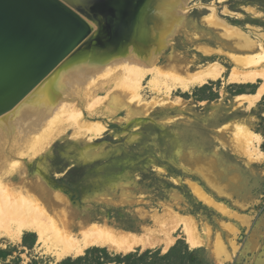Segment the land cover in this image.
Returning a JSON list of instances; mask_svg holds the SVG:
<instances>
[{
  "label": "rangeland",
  "instance_id": "rangeland-1",
  "mask_svg": "<svg viewBox=\"0 0 264 264\" xmlns=\"http://www.w3.org/2000/svg\"><path fill=\"white\" fill-rule=\"evenodd\" d=\"M145 2H136L135 13L130 15L128 22L124 20L122 37L116 42L107 38L105 28L108 26L105 27L103 22L97 26L98 23L81 14L89 19L94 34L71 58L79 60L81 56L85 59L94 52L89 61L84 62L92 65L99 53L106 52L107 55L99 56L100 60L105 59L120 45L125 51L139 48V43L134 40L135 33H140L136 35L139 39L145 29L153 25V22H147ZM184 2L176 0L172 3L180 5L179 10L184 11L183 25L173 28V35L171 32L166 34L165 38L171 39L164 48L156 50L161 58L157 66H164L165 57L172 54L193 60L191 71L217 61L226 70L220 78L182 90L171 87V82L165 79L151 81L152 76L148 74L141 77L137 87L141 100H128L127 97L128 102L118 105L115 101H121V90L127 89L125 82L121 79L115 84L108 82L110 79L115 81L118 72L93 86L88 96L82 95L81 85L78 93H72L74 95L66 96V99L80 109L81 119L92 124V129H82L78 120L64 114L59 125L52 127L55 131L51 135L53 139L44 142L48 147L42 143V149H32L36 152L32 154L30 146H22L23 156L21 160L16 157L15 163L9 164L0 157V171H5L0 177L3 179L4 176L3 180L11 184L21 180H28L30 184L40 182L63 194L74 209L84 217L89 216L92 223L105 220L109 226L133 234L143 233L129 228L142 220L140 213H155L162 218L163 213L170 211L172 215L195 222L202 243L191 247L183 230L185 225L167 222L161 230L169 229L170 232L174 229L169 233L173 244L168 247L163 244L145 249L137 247L128 253L89 247L79 256L59 259L42 247L36 232L24 231L15 241L0 235V264H60L78 257H84L79 264H124L121 260L128 255L138 258L137 264H221L213 253L217 234L226 252L235 251L233 258L222 264H264V94L252 105H239L235 99L240 94L255 93L262 81L229 82L230 61L218 55L206 59L197 49L205 46L229 51L222 39V30L204 22L209 14L251 39L259 38L264 45V0H189L185 6ZM212 9L215 14L210 12ZM109 28L113 29L111 25ZM95 50L100 51L96 56ZM54 95L57 96L58 91ZM116 96L118 100H114ZM240 125L262 138L258 146L261 155L253 160H249L236 143L240 142L235 137ZM101 126H104L103 130H99ZM12 135L18 134L9 136ZM7 139L2 144L14 143L13 138ZM255 142L256 139L254 145ZM201 169L210 171L213 179L208 181ZM21 171H24V178ZM191 184L218 207L199 201ZM124 225L129 227L122 228ZM142 225L160 229L157 225L153 227L150 217L142 220L138 229ZM204 228H209V232ZM227 239H231L233 245ZM91 250H105L107 256L94 255L89 253ZM97 254L101 256L99 261L95 258Z\"/></svg>",
  "mask_w": 264,
  "mask_h": 264
},
{
  "label": "bare ground",
  "instance_id": "bare-ground-1",
  "mask_svg": "<svg viewBox=\"0 0 264 264\" xmlns=\"http://www.w3.org/2000/svg\"><path fill=\"white\" fill-rule=\"evenodd\" d=\"M175 1L176 0H153L151 2L147 15L148 19H146L150 24L153 22V25L148 26L141 35L143 37H139V39L137 36H139L140 33H138V35L135 33L134 40H137L139 43V48L125 51L120 45L119 51L117 50L118 53L115 51L112 55L101 60L99 56L102 54L107 55L106 52L100 54L99 50H95V52H97L95 56L99 54L96 63L92 65H88V62L86 65L84 62L89 61L94 52L90 53L89 57H84L85 59L79 56V60L77 57L71 58V56L76 54L74 53L64 60L12 111L0 117L1 159L3 157V161H8L9 164L15 163L17 161L16 157H19L21 160L20 157L23 156L22 146H30V151L36 148L42 149V143H46V141L50 142L49 139L52 137L51 135H53V132H55L52 127L55 124L59 125L58 123L60 119L64 117V114L67 115L68 118L78 120L82 129H92V124L86 123L81 119L82 114H80V109L76 105L75 107L73 102L70 103V100H67L66 96L72 93H78L79 86L81 85H83L82 95L88 96L93 86L104 81L106 77H110L112 73L117 75L118 72L117 76L119 77H116L115 81L109 78L110 80L108 82L115 84L121 79L125 82V87L127 88L126 90L123 88L122 90L120 89L123 95L121 101H115L117 105L120 102L126 103L127 97L128 100H139L140 96L137 88L140 85L139 81L142 80V76L148 74L152 76L151 81L157 78L165 79L171 82V87L182 90H187L193 86H201L208 81L220 78L226 70L222 65L217 63V61L205 63L197 67L196 70L191 71L194 65L193 60L187 61V59L183 58L184 56L179 57L172 54L165 57L164 66H157L161 58L159 57V51L156 50L164 48L168 45V39H171L169 37L166 39V34L171 32L170 35H173L175 32L173 28L178 29L180 25H183L181 16L184 11L179 10L178 7L180 5H172ZM188 1L189 0H185L183 5L185 6V3ZM211 11L215 14L213 9L210 10V12ZM203 20L205 23L209 22L211 25L222 30V39L226 41V48L231 52L218 47L209 48L198 46L197 49L202 53V56L206 59L213 55L226 57L232 66L227 76L229 82L248 84L254 83L258 79L262 81L255 93L240 94L235 97L239 105H252L264 94V45L261 44L259 38L255 40L251 39L250 36L241 32L239 29L228 26L225 21H221L213 15L209 14V16H206ZM136 79H138V81ZM168 89L166 91H169ZM56 91H58L57 96L54 95ZM114 100H118V97L116 96ZM72 105L74 106L73 109H71ZM135 109H137V107H135L134 110ZM137 111L138 110H136V113L139 112ZM62 121L64 120H61V122ZM69 121L67 120V122ZM241 126L242 125L236 128L235 137L240 141L236 143H239L238 147H241L248 159L253 160L255 156L261 155L258 146L262 138L260 135L249 131L248 128ZM103 129L104 126H101L99 130ZM15 132L18 134L15 135L16 137H14V135L9 136ZM7 138H13L14 143L11 144V142L9 143L8 141L9 146L2 144V142L5 143L4 140ZM254 139H256L257 142L255 145L253 144ZM46 147L48 146L46 145ZM31 152L32 154L36 153L34 150ZM7 168L5 167V169ZM11 169L13 170L14 168ZM205 169H201V171L205 174L208 181H211L213 175L210 171ZM0 172V176L5 173V171L2 170ZM21 174L24 178V171H21ZM3 179L0 177V235L15 241L20 239L24 231H34L42 247L59 259L79 256L89 247L106 248L116 253H128L137 247H141V249L153 248L160 244L168 247L173 244V240L169 233L174 229L170 232L169 229L166 230L168 232L163 229L161 230V228H165L167 222H172L171 224L174 222L176 225L182 223L185 225L183 230L186 234L187 243H189L191 247L198 246L202 243L201 237L197 232L196 223L191 219L172 215L170 211H167V213L165 212L166 214L163 213L165 216H162V218L155 213L153 215H147V213L139 214V218L142 217V220H146L150 217L154 223L153 227L156 228L158 226L160 229H153L152 227L146 228L143 225L142 228L138 229L139 223L142 222L140 219L139 223L136 222L133 227L126 225L122 226V228L129 227L132 230L143 231L141 235H138L133 234V232H125L123 229L111 227V225L109 226L104 222L105 220L102 223H92L90 217H84L82 213H78L77 209H74L70 201L63 194L59 191L51 190L40 182L30 184L28 180H21L18 184H11ZM191 188L193 194L199 201L215 208L218 207L217 203L204 194L196 185L191 184ZM168 208L170 209V207ZM168 226L171 227L170 224ZM204 230L209 232V228H204ZM227 240L233 245L231 239ZM222 242L220 235L217 234L213 242V253H215L218 263L221 264L230 261L235 252L234 250L232 253L226 252Z\"/></svg>",
  "mask_w": 264,
  "mask_h": 264
},
{
  "label": "water",
  "instance_id": "water-1",
  "mask_svg": "<svg viewBox=\"0 0 264 264\" xmlns=\"http://www.w3.org/2000/svg\"><path fill=\"white\" fill-rule=\"evenodd\" d=\"M137 1L0 0V117L92 37L93 26L81 14L97 26L112 23L116 42ZM152 1L145 2L147 15Z\"/></svg>",
  "mask_w": 264,
  "mask_h": 264
},
{
  "label": "trees",
  "instance_id": "trees-1",
  "mask_svg": "<svg viewBox=\"0 0 264 264\" xmlns=\"http://www.w3.org/2000/svg\"><path fill=\"white\" fill-rule=\"evenodd\" d=\"M110 25L113 27V25H112V23H110ZM115 28L116 29H118V30H120L121 28H120V26H117V25H115ZM107 31H108V34L106 35L107 36V38H110L111 36H112V41L113 42H115V38L117 37V34H116V32L114 31L113 33H112V30L108 27V28H105ZM123 31H121V33H122ZM111 33H112V35H111ZM115 37V38H114ZM101 41V40H100ZM89 253H92V254H96V253H98L99 255H101V256H107V254H106V251L105 250H91ZM170 253H171V251L169 252V253H167L165 256H164V258L168 255H170ZM96 255L95 256V258H96V260H98L101 256H99V255ZM133 256H131V255H128V256H126V257H124V258H122V260H121V262L122 263H124V264H137L136 263V260H139L138 258H132ZM118 260H119V258H117ZM121 259V258H120ZM84 260V257H78V258H75V259H71V258H69V259H66V260H64L62 263H60V264H79L81 261H83ZM99 261V260H98ZM102 264V263H101Z\"/></svg>",
  "mask_w": 264,
  "mask_h": 264
}]
</instances>
